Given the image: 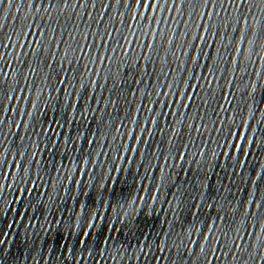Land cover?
I'll return each instance as SVG.
<instances>
[{
    "label": "water",
    "instance_id": "95a60500",
    "mask_svg": "<svg viewBox=\"0 0 264 264\" xmlns=\"http://www.w3.org/2000/svg\"><path fill=\"white\" fill-rule=\"evenodd\" d=\"M119 39L264 86V0H42Z\"/></svg>",
    "mask_w": 264,
    "mask_h": 264
},
{
    "label": "snow or ice",
    "instance_id": "6c2138e0",
    "mask_svg": "<svg viewBox=\"0 0 264 264\" xmlns=\"http://www.w3.org/2000/svg\"><path fill=\"white\" fill-rule=\"evenodd\" d=\"M134 2L138 3L141 8H147L148 10L152 9V4L151 3L145 4L144 0H134ZM255 87H256V85L253 84V89ZM241 139L245 140L249 144V146H253L255 144L254 141H247L246 137H241ZM234 147H238V150L243 154V157H245V158H247L248 156L251 155V153L247 149H245L243 147V145L234 146ZM238 163H239L240 167L244 166V160L243 159L240 160ZM255 175H256V180L264 178V175H262L261 173H256ZM256 180H253L252 183L254 186L258 187V185L256 184ZM94 219H95V217L90 219L89 223L87 224L88 231H84V230L81 231V236L84 237V239L82 241H80L81 243H86L87 238L91 236V229L93 227H95Z\"/></svg>",
    "mask_w": 264,
    "mask_h": 264
}]
</instances>
